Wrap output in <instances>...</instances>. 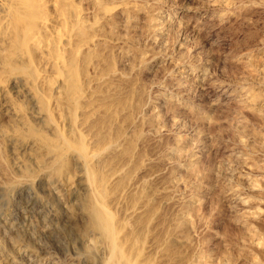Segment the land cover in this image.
I'll return each mask as SVG.
<instances>
[{
    "label": "rangeland",
    "instance_id": "1",
    "mask_svg": "<svg viewBox=\"0 0 264 264\" xmlns=\"http://www.w3.org/2000/svg\"><path fill=\"white\" fill-rule=\"evenodd\" d=\"M7 1L25 13L15 29L16 16L0 7V230L6 218L18 225V242L36 264H102L104 255L88 244L98 201L80 152L84 136L97 133L96 148L122 140L100 178L127 167L106 189L104 218L118 233L128 210L145 208L134 219V264L144 256L150 264H264V0H75L63 31L74 25L75 9L87 11L85 43L99 42L79 55L84 41L60 39L46 55L73 50L70 90L54 89L60 70L43 67L46 57L28 46L35 0ZM116 7L128 12L112 22ZM38 66L49 75L42 83ZM110 72L117 77L91 99L108 119L82 134L83 78ZM178 220L189 221L187 231L175 230ZM154 238L159 247L147 255Z\"/></svg>",
    "mask_w": 264,
    "mask_h": 264
},
{
    "label": "bare ground",
    "instance_id": "2",
    "mask_svg": "<svg viewBox=\"0 0 264 264\" xmlns=\"http://www.w3.org/2000/svg\"><path fill=\"white\" fill-rule=\"evenodd\" d=\"M74 1L75 0H63L64 5L60 6L59 0H35V5H36L35 8H36V12H37V15L35 16V20H34L35 28L31 31L30 36L28 38V43H29L28 46L32 50H34L38 54L44 55L46 57V55L51 50V47L55 44V41L60 40V39L61 40L66 39L70 42V41L76 39V40L84 41L83 44L81 43L80 48L78 49L79 55H84L86 52H88L89 49H91V47H94L96 44H98L99 40H97V39H93L92 41L85 43V38L87 37V32L90 31L89 30L90 28H88L87 24L85 23L87 11L84 12L83 10L75 9V11L73 12V17L75 20L74 25L70 29L69 33H67V31L66 32L63 31L62 26H63V24L67 18V15H68V14L66 15L67 8L72 6L74 4ZM19 3H20V5H23L24 2H23V0H19ZM129 5H130V3H129ZM129 5H127V6H129ZM131 5H133V4H131ZM0 7L7 14H9L11 16H14V15L16 16L15 17L16 20L14 21V28L17 29L16 26L19 24L18 22L21 21V18H20L21 16H19V14L25 13V12H22V11H24V9L21 11L19 9L17 11H15L13 5H11L7 0H0ZM124 7H122V8H124ZM128 8H130V7H128ZM49 10H52L53 13L52 14L48 13ZM126 11L128 12V10L124 9L122 11L116 7V8H113L112 10H110L108 12L107 17L109 20H112V22H114L116 20V18H118L117 16L123 14ZM131 11H133V10H131ZM157 17H159V16H157ZM104 20H105V18H104ZM131 21H128V24H126L127 25L126 30H130L133 28V23ZM70 25H71V23H70ZM160 26H162V24L161 25L156 24V26H154V28L158 29V27H160ZM96 28H97V31H100L103 27L102 26H100V27L95 26L93 29H96ZM153 33L157 34L158 31H153ZM151 36L153 37V35H151ZM155 36H157V35H155ZM123 47H125V46H123ZM63 54H64V56H62V57L59 56L58 58H55L54 60L53 59H47V57H46L47 60L42 65L44 67V66H52L53 64H55L58 67V69L60 70L61 75L58 78H56V82L53 85L55 90H58L59 88H61V89L65 88L67 90H70L72 88V85H73V72H72V68H71L72 67V61L74 59L73 58V50H69L68 46L65 45L63 48ZM31 56H30V58H31ZM125 56H126V53H125ZM119 59H121V57ZM122 59L128 60V57L126 56L125 58H122ZM140 63H141V66H143V67H147V64H149L145 60L140 61ZM116 75H118V73L113 72L110 75L103 76L101 78H98L97 80H89V78H83V83L86 86V94L81 95V99L83 100V105L80 108L79 112L77 113L78 117L76 118L77 127H79L82 134H84L85 132L89 133V131H88L89 129H94L93 126L96 123L98 124L99 122H101L99 120L105 119V118L108 119L107 115L109 114V112L104 108L105 106L99 107L100 106L99 104H96L99 106H93L91 99L93 96L92 95L93 91L97 86L99 87V86L106 85V83L108 82V79L110 77L113 78ZM21 77H22V75L17 73V74L12 76V79L17 80ZM48 77H49L48 73L46 71H44L43 69L39 68V66H38V69H37V80H38V82L42 83ZM98 87H97V89H98ZM97 99L98 98L96 97V100ZM109 99H110V97H109ZM107 100H108V98H107ZM108 101H106V102H108ZM102 103H105V102H102ZM102 103H100V104H102ZM144 109H142L140 112H138V114H137L138 120L140 118H142V115L145 112ZM150 112L151 111L149 110V113ZM89 114L93 115V118L90 121H89V119H90L89 117H88L89 118L88 121L87 120L85 121L82 119L85 115H89ZM155 118L156 117L153 115V116H151V118H149L145 122L146 125L149 127V129L152 128V126H153L152 122ZM96 120H98V121H96ZM154 121H156V120H154ZM134 124H136V123H134ZM133 127H134L133 124H131L127 128L126 133H128V132L131 133L133 130ZM80 131H78V132L80 133ZM83 140H85V142H86V145H85L86 149L84 150V152H82V151H80V152H81V156H82L84 166L86 168V178L88 179L87 181L89 183V187H91L92 190L94 191V193L97 197V201H98V204L95 205V207H94V214H95V217L97 219L96 222H98V228L94 232L93 236L90 239H88V244L91 247H93L94 249L99 250L104 255V261L102 262V264H134V261L136 260L138 253L137 252L135 253L133 251L138 247V244L140 241V238H139L140 233L138 232V224L134 219L140 217L143 214V212L145 210L144 206H140L137 208L135 206V208L127 211L126 218H124L125 220L121 224L122 230L119 231L118 233L114 230V228H113L114 226H112V224H110L108 222V220L105 219L103 216V211L106 209V204L103 201V198L106 197V195H107L106 189L109 186L114 187V185H116V183L125 175L127 167L126 168L122 167V168L117 169V171L114 172L113 174H111L109 179L105 182L103 181L104 179L100 178L101 174H99V173L105 171V168H106L105 164L107 161V159L105 160V158L108 156V154L110 155V154L118 151V149L120 148V144H121L122 140L117 141V142H109L105 146L103 145L104 147H100V148H96V146H99V143L101 141L100 136L97 133L91 134V136H89V137H87L85 135ZM69 146H71V145H69ZM89 146H92V148ZM80 159H81V157H80ZM249 167H247V168H249ZM174 181H176V180H174ZM246 184H247V181H246ZM93 191H91V192L93 193ZM94 193H93V195H94ZM122 193L123 192H121V195H122ZM94 196H92V197H94ZM114 196L115 195L111 196L110 198L114 199ZM242 202L243 201H241V203ZM105 211H108V210H105ZM123 217H125V216H123ZM245 217H246V215H245ZM138 220H140V219H138ZM188 225H189V221L183 222V221L178 220L173 226H174L175 230L187 231V229H188L187 227H189ZM119 229H120V227H119ZM247 229H249L248 231H251L250 228H247ZM19 230L20 229H19L18 225L13 223L12 220H10L9 218H6L4 220L3 228L0 230V264H19L22 260H25V259L31 261L32 264L37 263L35 256H33L32 253H30L28 250H26L18 242V238H19V235H18L19 232L18 231ZM97 237H100V240H101L100 242L97 240ZM158 244H156L155 238L151 239L150 244H149L150 246L146 247V254L148 255L156 247V245H157V247H159ZM142 260L143 261L141 262V264H150L147 261L148 260L147 257L144 256V258Z\"/></svg>",
    "mask_w": 264,
    "mask_h": 264
}]
</instances>
